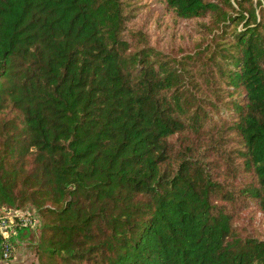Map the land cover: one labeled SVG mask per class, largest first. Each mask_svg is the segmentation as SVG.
<instances>
[{
	"label": "trees",
	"instance_id": "obj_1",
	"mask_svg": "<svg viewBox=\"0 0 264 264\" xmlns=\"http://www.w3.org/2000/svg\"><path fill=\"white\" fill-rule=\"evenodd\" d=\"M158 1L190 48L135 0H0V209L38 213V264H264L234 225L264 214V0Z\"/></svg>",
	"mask_w": 264,
	"mask_h": 264
},
{
	"label": "rangeland",
	"instance_id": "obj_2",
	"mask_svg": "<svg viewBox=\"0 0 264 264\" xmlns=\"http://www.w3.org/2000/svg\"><path fill=\"white\" fill-rule=\"evenodd\" d=\"M135 29H144L152 37L153 44L167 48L175 40L177 46L190 48L198 40L199 23L195 20H177L158 0H135ZM182 44V45H181ZM234 225L242 236L251 235L264 238V214L254 204L239 208L235 214ZM38 232L28 227L17 229L14 237L15 256L0 264H38L36 243Z\"/></svg>",
	"mask_w": 264,
	"mask_h": 264
},
{
	"label": "built area",
	"instance_id": "obj_3",
	"mask_svg": "<svg viewBox=\"0 0 264 264\" xmlns=\"http://www.w3.org/2000/svg\"><path fill=\"white\" fill-rule=\"evenodd\" d=\"M38 213L32 207L0 209V258L15 256L14 237L17 229L28 227L33 231L40 225Z\"/></svg>",
	"mask_w": 264,
	"mask_h": 264
}]
</instances>
